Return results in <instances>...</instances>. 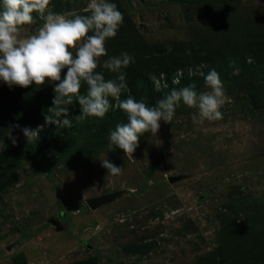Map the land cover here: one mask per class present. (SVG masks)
Segmentation results:
<instances>
[{
  "label": "rangeland",
  "instance_id": "obj_1",
  "mask_svg": "<svg viewBox=\"0 0 264 264\" xmlns=\"http://www.w3.org/2000/svg\"><path fill=\"white\" fill-rule=\"evenodd\" d=\"M111 2L123 20L116 36L105 43L108 52L115 44L128 53L137 43L176 42L186 48L200 40L211 44L217 30H239L234 18L244 22L264 14V0H215L222 5L215 11L211 3L209 11L198 0ZM87 3L49 0V8L86 15ZM42 24L36 16L21 37ZM245 55L243 47L235 48L226 56L228 69L219 70L227 97L220 120L194 123L196 110L181 104L169 124L161 122L156 137L146 133L127 157L109 141L116 124L127 122L119 107H110L103 118L77 120L80 108L74 102L69 106L72 127L63 132L51 123L58 119L51 108L52 85L9 90L0 84L6 94L45 96L36 107L40 113L29 105L27 113L15 116L47 117L28 126H42L34 141L28 142L22 131L9 133L0 138V152L55 136L35 156L13 155L0 164V264H244L248 256L264 258V71L250 72L249 81L241 77L235 86L231 77L241 63L251 62ZM105 60L100 58L96 71L114 79L116 74H105ZM205 69V62L187 60L175 71L149 74L146 84L158 92L150 76L180 71L181 80H203L179 88L195 84L198 92L206 91ZM257 79L263 85L258 89L250 86ZM177 85L166 88V95ZM80 91L85 93L86 85ZM128 95L129 90L122 91L120 99ZM161 98L139 94L148 106ZM106 158L123 168L122 175H107L100 164ZM117 191L122 193L112 202L95 209L86 204Z\"/></svg>",
  "mask_w": 264,
  "mask_h": 264
},
{
  "label": "clouds",
  "instance_id": "obj_2",
  "mask_svg": "<svg viewBox=\"0 0 264 264\" xmlns=\"http://www.w3.org/2000/svg\"><path fill=\"white\" fill-rule=\"evenodd\" d=\"M34 13L43 19L42 26L21 37L24 26L35 23ZM87 13L54 12L49 8V0H0V84L9 90L28 88L33 84L52 85L51 108L58 119L51 123L58 127H72L69 106L74 102L80 108V115L74 118L77 120L103 118L110 107H119L127 122L116 124L109 133V141L110 146L115 145L126 157L132 156L138 141L146 133L156 137L161 122L169 124L181 104L196 110L194 123L222 118L221 108L227 97L215 69L206 75L201 73L206 91L198 92L195 84H189L171 90L153 106L130 95L121 100V92L128 91L123 70L135 63L134 56L122 51L103 62V67L116 74L114 79L106 80L96 69L100 58L107 55L106 41L115 37L121 26L122 13L111 0H88ZM149 79L154 87H160V80L155 76ZM173 83H178V80ZM82 84L86 85L85 93L80 91ZM110 97L118 103L110 104ZM41 130L39 125L36 129H21L28 142L38 138ZM100 164L107 170V175L119 177L123 173V168L108 158L101 160Z\"/></svg>",
  "mask_w": 264,
  "mask_h": 264
},
{
  "label": "trees",
  "instance_id": "obj_3",
  "mask_svg": "<svg viewBox=\"0 0 264 264\" xmlns=\"http://www.w3.org/2000/svg\"><path fill=\"white\" fill-rule=\"evenodd\" d=\"M198 1L202 2V5L205 8H208L209 11L210 3L212 10L214 11L215 9H219V7L222 6L219 2H215V0ZM212 10L211 12L213 13ZM234 23L237 24V27H240L236 33H232L228 29L226 30L221 28V30L216 31L217 33L215 34V37L217 40L214 39L211 44H205L206 41L201 42L200 40V42H197L196 44L190 45L188 48H186V45L182 47L176 42H169L166 45L137 43L135 47H132L135 48V51L129 52L130 55L134 56L135 63L130 64L126 69L123 70L126 77L129 95L137 101L140 100L139 94L141 93H151L155 96L164 97L166 95L167 89L158 92H152V90L146 84L147 76L149 74L157 75L162 72L175 71L179 67L183 66L184 62L187 60L194 63L205 62V75L211 69H215L217 73H219L220 68H227V65H225L229 63V60H226L227 54L234 51L235 48H239V46L243 47L244 52L246 53L245 56L250 58L251 62L248 65H245L244 63L240 64L239 73L236 76L231 77L232 83L235 85L236 81L241 77L247 78L249 81L252 76L246 75L252 71L255 73L264 71V14L257 13L251 18H246L244 22H240L238 18H234ZM122 47L123 46L120 44L113 45L112 49L109 50V52L107 51L106 59L109 56H116L119 55L120 52L127 50H124ZM169 48H171L170 52L168 51ZM204 50L206 52H203ZM227 71H231V69L226 71L223 70L225 74ZM109 73L111 72L105 71L106 76H108ZM195 80L200 81L203 79L196 77L183 78L179 85L175 87L179 88L187 82H192ZM250 86L257 87V89L263 87L262 83L258 79L255 86L253 84H250ZM6 93L7 92L4 89L2 91L0 90V138L9 133H18L24 127H28L31 124H40L43 122V120H46L44 119L46 116L42 119L39 114L36 116H26V114L19 115L18 117L15 116V113H27L26 108L29 105H35V113H40L36 111V107L41 102H45V96L43 98H39L32 93L25 95H13ZM127 97H123L121 100L126 99ZM15 104L16 109L13 110V106ZM11 113L14 115H11ZM61 130L66 132L65 127H62ZM54 138L55 136L47 138L48 140L43 138L38 144H26L24 147L16 145L14 148H11L8 151L0 152V164L10 160L13 155L18 156L28 154L29 156H35L42 150L44 146L50 144V141H52ZM259 261L262 262L261 264H264V258L252 260L248 256V258L244 259V264H258Z\"/></svg>",
  "mask_w": 264,
  "mask_h": 264
},
{
  "label": "water",
  "instance_id": "obj_4",
  "mask_svg": "<svg viewBox=\"0 0 264 264\" xmlns=\"http://www.w3.org/2000/svg\"><path fill=\"white\" fill-rule=\"evenodd\" d=\"M175 180V179H174ZM121 191L113 192L111 194L102 195L96 198H92L86 201V204L89 208L95 209L96 207H99L100 205H104L106 203L112 202L116 200L120 195Z\"/></svg>",
  "mask_w": 264,
  "mask_h": 264
},
{
  "label": "built area",
  "instance_id": "obj_5",
  "mask_svg": "<svg viewBox=\"0 0 264 264\" xmlns=\"http://www.w3.org/2000/svg\"><path fill=\"white\" fill-rule=\"evenodd\" d=\"M182 75L183 74H181L180 71H176V73H174V75H171V76L160 75L158 78V80H160V87L159 88L154 87L155 90L161 91V90L168 88L171 85H173V86L177 85L180 82ZM174 80H178V83H173Z\"/></svg>",
  "mask_w": 264,
  "mask_h": 264
}]
</instances>
